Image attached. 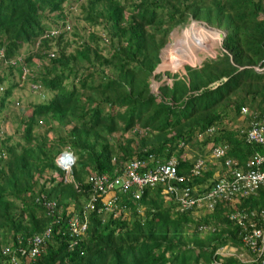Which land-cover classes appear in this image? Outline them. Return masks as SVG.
Returning a JSON list of instances; mask_svg holds the SVG:
<instances>
[{
	"label": "trees",
	"instance_id": "trees-1",
	"mask_svg": "<svg viewBox=\"0 0 264 264\" xmlns=\"http://www.w3.org/2000/svg\"><path fill=\"white\" fill-rule=\"evenodd\" d=\"M201 19L223 32L220 51L185 66L182 77L167 76L170 84L154 95L148 79L168 35ZM59 23L69 30L59 31ZM51 50L56 56L47 60ZM22 67L29 76L17 81ZM255 68H264V0H0V112L19 106L12 102L17 88L33 84L46 95L7 110L12 128L0 132V262L8 259L4 250L29 253L54 221L40 255L23 264H264V253L249 250L247 223L229 218L264 214V187L179 212L175 197L156 185L138 200L121 195L111 212L98 211L99 202L84 209L87 176L112 175L133 159L152 166L172 157L186 178L177 196L187 189L195 198L218 167L210 163L191 179L192 164L207 158L201 149L186 155L185 145L225 144L238 167L264 155V146L246 144L234 130L244 106L264 109V72ZM206 128L217 130L197 143ZM64 150L76 156L70 182L54 162ZM45 200L56 203L51 216ZM73 218L85 223L77 236ZM255 225L264 229V219Z\"/></svg>",
	"mask_w": 264,
	"mask_h": 264
},
{
	"label": "built area",
	"instance_id": "built-area-1",
	"mask_svg": "<svg viewBox=\"0 0 264 264\" xmlns=\"http://www.w3.org/2000/svg\"><path fill=\"white\" fill-rule=\"evenodd\" d=\"M263 119L261 121H252L248 124V129L244 132L245 140L248 143L264 144V110ZM212 129L206 130V134H209ZM198 139H201V135H197ZM181 146V145H180ZM225 154V149L220 147H213L210 149V158L213 160L221 159ZM150 156V155H149ZM148 156V158H149ZM65 157L67 162L61 163V159ZM152 157V156H151ZM56 166L66 174L68 173L72 164L71 157L66 151L62 152L55 159ZM264 156L254 155L249 158L241 167H238L235 161L226 159L223 161V170L221 176L217 178L216 182L210 186L208 190L202 193V196L190 198L187 193V189L182 191L181 196H177L179 193L176 188V184L186 181L184 176L177 174L176 162L171 157L166 162L155 164L152 166H146L140 160L133 159L124 165V163L114 171L112 175L106 174H90L86 178V183L89 185L91 195L87 199L84 209L92 208L96 202L100 203L98 211L103 213L111 212L114 204L118 201L121 195L130 194L133 200H138L143 189L145 187H154L161 185L163 191L169 196H174L177 205V211H189L194 207H200L205 204L208 208H212L213 205L221 199H227L235 194L247 196L258 188L264 187ZM206 167L205 163L201 159H197L188 171V176L192 178L198 177L202 170ZM64 176V179L66 177ZM43 207L47 209L48 214L51 215L55 204L54 202L45 201ZM116 214H114L115 216ZM259 217L262 221L264 219L263 213H252L251 217L245 218V215L235 213L229 215L231 220H235L237 224L242 225L245 228L247 223L248 229H251V236L253 240L249 243L250 251L255 254L261 255L263 252L264 241V229L255 225V222ZM255 219L254 221L252 219ZM248 220V221H247ZM73 218L70 221L72 224L71 235L77 236L84 231L85 223L76 222ZM255 227L254 229H252ZM51 232V225L47 226L41 237H35L32 240V246L29 253L24 255L23 253L10 254L6 250L1 252V255L7 256V260L0 262V264H23L22 260L33 259L40 255L43 249V242L49 238ZM22 257L24 259H22Z\"/></svg>",
	"mask_w": 264,
	"mask_h": 264
},
{
	"label": "rangeland",
	"instance_id": "rangeland-1",
	"mask_svg": "<svg viewBox=\"0 0 264 264\" xmlns=\"http://www.w3.org/2000/svg\"><path fill=\"white\" fill-rule=\"evenodd\" d=\"M67 17L68 18L70 17L69 18V21H70L69 24L72 26L73 24L71 23V20H70L72 17V14L69 12ZM202 22H203V19H201L200 23L204 26L203 31L208 35V36L204 35L201 37V42H202L203 46L205 47V49L195 46L194 48L191 47V51H190L189 42H186V40H185V31L187 29H189L190 26L191 27L194 26L197 28V30H199L198 27L200 25H198V23L196 24V23L192 22L191 24H189V26H187L188 25L187 24L182 29L175 28L172 31V33L169 34V36L167 38V43L165 44V46L162 49H160V58L163 60V62L170 61V60H175V61L179 60L178 62L187 63V64L177 65L175 62H170V63L166 64V66H165L167 68V70H164V71L162 70L160 72V70L163 68V65H165V64H161V60H160V63H158V65L156 66L155 70L153 71V73L151 74V76L149 78V88H150L151 93L156 95L158 93L156 91L158 87H161V86L168 84L170 82V78L168 79L167 76L177 75L179 77H182L185 75V71H184L185 66L190 67V68L198 67L204 59H213L216 56V54L220 51L221 41H220V37L218 36V33L214 32L216 29L211 28V30L212 31L214 30V31L211 32V35H210L209 34L210 31L205 30L206 28L210 29V27L206 26ZM94 29H95V31H98L97 27H94ZM178 39L182 40L181 41L182 43L177 45V48H176V44H177ZM175 41H176V43H174ZM168 43L170 44L169 46L167 45ZM188 50H189V52H188ZM163 51H164V53H163ZM191 52H193V54ZM179 56L181 57V59L179 58ZM159 64H160V66H159ZM190 64H192V65H190ZM158 66H159V68H158ZM255 70L264 72V68H262L261 70L260 69L258 70L257 68H255ZM181 88H182L181 91L183 93L188 92V87H187V84L185 82L182 83ZM190 88L192 89V84H191ZM13 101H14V103L16 101H18L19 106L18 107L9 106L7 110H13V109L16 110L19 107L25 106L29 102L30 103L40 102V100L38 98H36L26 87L21 88V89L17 88L16 90H14L12 92V102ZM7 110H5V111L2 110L0 112V132H2V133H9L11 128H12V127L10 128V126H11L10 121H8V119L5 118V116L7 114ZM236 121H242V116L239 115L237 117ZM116 135H118V134H116ZM200 149L202 150L203 153L208 152L207 156L210 158L208 145L201 148L198 145H196V147H195L193 145L188 144V145H185V147H184V151H185L184 153L186 155L192 157L193 154L196 153ZM74 157H76V156H74ZM208 157H207V163L205 162L206 165L210 164V162H209L210 160ZM107 216H108L107 214H103L102 218L107 217ZM247 259H251V258L247 256Z\"/></svg>",
	"mask_w": 264,
	"mask_h": 264
},
{
	"label": "clouds",
	"instance_id": "clouds-1",
	"mask_svg": "<svg viewBox=\"0 0 264 264\" xmlns=\"http://www.w3.org/2000/svg\"><path fill=\"white\" fill-rule=\"evenodd\" d=\"M191 22H195V23H199V24H201L200 22H197V21H191ZM190 22V23H191ZM189 23V24H190ZM204 24V23H203ZM57 28L59 29V31H62L63 29H65V30H69V28L67 27V26H64V27H61L60 26V23H59V25L57 26ZM184 28V27H183ZM182 29V28H181ZM211 29V28H210ZM174 30V29H173ZM172 30V31H173ZM172 31L170 32V34L172 33ZM215 31H217V32H219V33H221L222 31H219V30H215ZM50 34L51 35H54V34H56V32L55 31H51L50 32ZM223 36H224V34H223V32L221 33ZM169 36V35H168ZM223 38V37H222ZM222 38H220V41L222 40ZM167 43V42H166ZM165 46V45H164ZM163 46V47H164ZM162 47V48H163ZM161 48V49H162ZM55 56H56V54H55V52L54 51H49L48 53H47V60H49V59H54L55 58ZM159 60H160V51L158 52V63H159ZM158 63H157V65H158ZM156 65V66H157ZM200 66V65H199ZM198 66V67H199ZM156 68V67H155ZM155 70V69H154ZM153 73V72H152ZM29 76V71H28V69H26L25 67H22L21 68V74L18 76V78H17V81L18 80H20V81H22L23 79H25V78H27ZM150 78V77H149ZM168 78V77H167ZM169 79V78H168ZM149 80V79H148ZM170 82H171V79H170ZM169 82V83H170ZM168 83V84H169ZM166 85V84H165ZM28 88H29V91L36 97V98H38L39 100H40V102H42L44 99H45V97H46V95L43 93L44 91L43 90H41V89H38V87L39 86H35V85H33V84H29V86H27ZM15 106H17V104L15 103ZM10 128H11V126H10ZM244 128H245V126H244V124H243V122L242 121H236L235 123H234V130L236 131V133H237V135L239 136V138H241L242 137V131L244 130ZM206 130H208V128H206L205 129V131L203 132V133H201L200 135H201V139H198L197 138V135L195 136V139H196V141H197V143L199 142L200 143V141H202V139H203V135L205 134L206 136L205 137H209V138H212L213 136H214V134H215V132H216V130L217 129H212V131L209 133V134H206L205 132H206ZM195 145H197V144H195ZM209 146V155H210V149L211 148H213V147H220V148H224L225 149V154H224V156L221 158V159H217V160H211V158H209L207 155H208V152H202L203 153V155H204V157L205 158H209V162H214L215 163V165H217L216 166V168L218 167V170H216L215 172H216V175L215 176H212V179L211 180H209L210 182H216V180H217V178L220 176V174L222 173V170H223V166H219V160L221 161V163L223 164V161L224 160H226V159H229V158H226V153H227V146L225 145V144H217V145H214V144H212V143H208V144H206L205 146ZM204 146V147H205ZM64 151H66L67 152V154H72L71 152H69L68 150H64ZM64 151H62V152H64ZM202 151V150H201ZM61 152V153H62ZM61 153H59L58 155H60ZM57 155V156H58ZM56 156V157H57ZM73 156V155H72ZM151 156V155H150ZM74 157V156H73ZM199 157H201V156H199ZM56 159V158H55ZM201 160H203L202 159V157H201ZM230 160V159H229ZM74 161H75V157H74V160H72V164H71V166H70V169H71V167H72V165H73V163H74ZM54 162H55V160H54ZM205 163V162H204ZM56 165V164H55ZM70 169H69V171H68V173L66 174V176H65V173L63 172V180L65 181V182H70V178H69V172H70ZM64 176L66 177V179H64ZM213 184V183H212ZM212 186V185H211ZM206 187H207V185L205 186V187H203V188H201L200 187V185L198 186V191H200L201 193H204L205 192V189H206ZM201 189V190H200ZM88 199V198H87ZM45 201H49V202H54V201H52V200H45ZM44 201V202H45ZM87 201V200H86ZM86 203V202H85ZM54 204H55V207H56V203L54 202ZM42 206H43V203L41 204ZM85 206V205H84ZM175 206H177L176 205V203H175ZM55 209V208H54ZM47 210V209H46ZM51 216V215H50ZM52 224H54V221H51L49 224H47L46 226H45V228L47 227V226H49V225H51V229H52ZM44 228V229H45ZM50 234H51V232H50ZM49 239V238H48ZM48 239H46L45 241H47ZM263 246H264V244H263ZM264 253V249H263V252H262V254ZM261 254V255H262ZM261 255H258L257 257H259V256H261ZM252 261V260H251ZM250 261V262H251Z\"/></svg>",
	"mask_w": 264,
	"mask_h": 264
},
{
	"label": "bare ground",
	"instance_id": "bare-ground-1",
	"mask_svg": "<svg viewBox=\"0 0 264 264\" xmlns=\"http://www.w3.org/2000/svg\"><path fill=\"white\" fill-rule=\"evenodd\" d=\"M192 23V22H191ZM190 23V24H191ZM195 23V22H194ZM197 24V23H196ZM198 25H200L199 27H198V29L199 30H197V28L196 27H191L190 26V28L189 29H187L186 31H185V40H186V42H189V45H190V51H191V47H199V48H204L205 49V47L203 46V44H202V42H201V37L202 36H208L204 31H203V28H204V26L202 25V24H199L198 23ZM187 26H189V24L187 25ZM205 30H209L210 32H209V34L211 35V32H213L211 29H209V28H206ZM214 32H217V31H214ZM218 33V32H217ZM182 40H179L178 39V41H177V44H176V48H177V45H179L180 43H182L181 42ZM170 42V41H169ZM174 43H176V41L174 42ZM172 44V43H171ZM168 46L170 45L169 43L167 44ZM167 46V47H168ZM183 47V46H182ZM175 48V49H176ZM177 50V49H176ZM183 50V49H182ZM187 50V49H186ZM188 52H189V50H188ZM163 53H164V51H163ZM192 54H193V52H191ZM160 60H161V64H165V65H163V68L160 70V72L163 70H165V66H166V64H168V63H170V62H175L177 65H184V64H187V63H182V62H178L179 60H177V61H175V60H170V61H165V62H163V60L160 58ZM190 65H192V64H190ZM159 66H160V64H159ZM159 66H158V68H159ZM157 68V69H158ZM157 89H159V87L157 88ZM248 107H245L244 106V108H242L241 109V116H242V122H243V120L244 119H249L250 118V122H252V121H261L262 119H263V111L260 113V112H258V111H253V112H251V110L250 109H247ZM264 110V109H263ZM249 122V123H250ZM248 123V124H249ZM248 124H245L244 126H245V128H244V130L243 131H245V130H247L248 129ZM137 132L138 133H142L143 132V130H141V129H138L137 130ZM242 139H243V141L246 143V144H248V145H256V146H264V144L263 145H261V144H257V143H248V142H246V140H245V134H244V132L242 133ZM255 155V154H254ZM253 155V156H254ZM256 155H259V156H264V155H261V154H257L256 153ZM253 156H251V157H253ZM64 162H67V160L65 159V157H63L62 159H61V163H64ZM262 170H264V165H263V167H262Z\"/></svg>",
	"mask_w": 264,
	"mask_h": 264
},
{
	"label": "crops",
	"instance_id": "crops-1",
	"mask_svg": "<svg viewBox=\"0 0 264 264\" xmlns=\"http://www.w3.org/2000/svg\"><path fill=\"white\" fill-rule=\"evenodd\" d=\"M241 120V119H240ZM213 166L215 165V163L214 162H210ZM210 169V167H208V165H206V168H205V171L207 170V169ZM213 168V167H212ZM213 169H216V167L215 168H213ZM213 171V170H212ZM216 175V172H212V176H215ZM211 179H212V177H211ZM210 179V180H211ZM206 185H203V186H200L201 188H203V187H205ZM197 188V187H196ZM197 189H199V188H197ZM201 190V189H200ZM175 211H177V206H175ZM193 213H194V215H195V212L193 211ZM257 214V213H256ZM253 221L255 220L254 218L252 219ZM263 244H264V241H263ZM232 251V250H231ZM245 261H250V259H246Z\"/></svg>",
	"mask_w": 264,
	"mask_h": 264
},
{
	"label": "water",
	"instance_id": "water-1",
	"mask_svg": "<svg viewBox=\"0 0 264 264\" xmlns=\"http://www.w3.org/2000/svg\"><path fill=\"white\" fill-rule=\"evenodd\" d=\"M218 36H219L220 38L223 37V35H222L221 33H219V32H218ZM68 155L71 157L72 160H74V157L72 156V154H68Z\"/></svg>",
	"mask_w": 264,
	"mask_h": 264
}]
</instances>
